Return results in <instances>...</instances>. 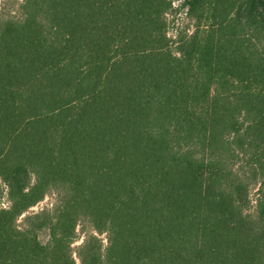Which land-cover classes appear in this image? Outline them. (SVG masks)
<instances>
[{
  "label": "trees",
  "instance_id": "trees-1",
  "mask_svg": "<svg viewBox=\"0 0 264 264\" xmlns=\"http://www.w3.org/2000/svg\"><path fill=\"white\" fill-rule=\"evenodd\" d=\"M175 7L0 15V264H264V0Z\"/></svg>",
  "mask_w": 264,
  "mask_h": 264
},
{
  "label": "rangeland",
  "instance_id": "rangeland-1",
  "mask_svg": "<svg viewBox=\"0 0 264 264\" xmlns=\"http://www.w3.org/2000/svg\"><path fill=\"white\" fill-rule=\"evenodd\" d=\"M22 0H0V15L2 16H8V15H19V6ZM175 3V10L171 12V14L168 17V24H169V33L170 35H174L176 33H185L188 32V30H192L193 23L191 20L186 16L185 11L183 9H180L179 6L182 3V0H173ZM252 190L251 196L252 198H256L255 196V187ZM54 202V196H48L44 201H42L40 204H38L36 207L32 208L31 210L37 211L41 208H44L46 206H50L51 203ZM8 199L6 195V188L4 184L0 181V208L1 207H7L8 206ZM21 221V220H20ZM81 227L79 226L78 232L81 233ZM40 238L42 241H47V234L45 232H42L40 234ZM102 238H105V236H102ZM81 243V240L77 241L75 245H79Z\"/></svg>",
  "mask_w": 264,
  "mask_h": 264
}]
</instances>
